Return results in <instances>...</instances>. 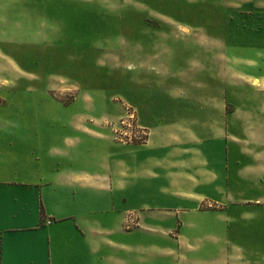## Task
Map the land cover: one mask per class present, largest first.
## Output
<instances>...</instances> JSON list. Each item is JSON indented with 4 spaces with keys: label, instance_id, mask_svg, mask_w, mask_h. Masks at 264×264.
Masks as SVG:
<instances>
[{
    "label": "crops",
    "instance_id": "obj_1",
    "mask_svg": "<svg viewBox=\"0 0 264 264\" xmlns=\"http://www.w3.org/2000/svg\"><path fill=\"white\" fill-rule=\"evenodd\" d=\"M226 2L220 23L161 18L151 21L153 28L145 18H127L124 103L147 133L144 144L114 143L92 114L98 94L70 84L77 90L71 100L83 108L64 127L71 134L50 146L51 109L63 108L53 105L59 86L47 71L51 32L39 37L35 53L34 26L5 24V4H11L0 1V264H264V255H245L226 239L238 224L227 217L239 218V180L249 169L257 182L264 169V148L239 141L246 139L239 137V121L252 110L243 106L264 100L226 110L229 54L239 58L241 78L250 79L242 85L264 92V78L255 76L264 75V0ZM161 4L130 5L167 8ZM45 22L50 28V19ZM180 26L188 35L179 34ZM73 48L83 69L99 70L98 49ZM213 68L225 74L223 97L212 96ZM100 141L108 145L103 153L83 149Z\"/></svg>",
    "mask_w": 264,
    "mask_h": 264
},
{
    "label": "rangeland",
    "instance_id": "obj_2",
    "mask_svg": "<svg viewBox=\"0 0 264 264\" xmlns=\"http://www.w3.org/2000/svg\"><path fill=\"white\" fill-rule=\"evenodd\" d=\"M2 1V0H0ZM10 3V8L5 4V24H16L17 22L26 23L34 26L35 29V53H39L37 47L40 45L41 37L48 38L47 31L51 32V49H46V58L49 61L47 71L51 69L52 81L57 84L56 90H53V105L60 104L63 108L61 112H56L54 107L51 109L52 118L48 121V129L52 133L50 146H59L64 135L71 134V131H65L64 127L71 124L75 119L74 113L80 112L83 107L82 102L75 103L71 99L77 90H73L70 84L89 89L90 93L98 94L99 107L92 113L98 118L96 122L100 131L108 134L113 142L118 145H125L121 140H125L136 130L133 124H136L137 116L135 111L124 103L123 93V70H124V26L127 18L138 16L146 19L147 23L153 25L151 21L161 18H178L181 21H188L189 18H212L213 22L220 23L223 17L225 2L229 4L239 2V0H3ZM131 2H144L149 6L165 5V9L131 8ZM158 2V4H157ZM173 2L196 3V5H207L203 9L172 8ZM88 4H93L92 9L87 8ZM16 7V9H11ZM99 7V8H97ZM175 7V6H174ZM25 18V20H20ZM47 18V19H45ZM50 19L51 27L44 29L43 21L48 25ZM25 21V22H24ZM165 23V22H162ZM220 26V24H219ZM155 28V25L152 26ZM212 30L218 29L216 26H210ZM44 29V30H43ZM163 32L166 27H162ZM179 34L188 35L190 32L187 27H179ZM46 33V35H45ZM177 33V32H175ZM214 33V32H213ZM234 33L233 35H235ZM214 35V34H213ZM184 37V36H183ZM214 37V36H213ZM214 40V39H213ZM48 43V42H46ZM163 48L166 46L162 43ZM98 49L99 56L96 57L97 72L90 74L82 64H78L75 48ZM68 49V50H67ZM218 49L215 42L212 44L213 52ZM67 50V51H66ZM72 51V52H71ZM43 54V53H42ZM234 55V54H233ZM38 57V54H36ZM36 57V62L37 61ZM149 61L146 58V62ZM214 62V59H213ZM147 65V64H146ZM96 67V66H94ZM260 74V73H256ZM249 75V74H248ZM239 74V58L236 55L229 54L227 66V101L226 110L231 113L234 109L233 104H254L253 100H264L262 90H253L242 84L246 83L248 78H241ZM257 78H264V75H255ZM225 74L215 72L212 74V96L223 97V85ZM261 80V79H260ZM260 81L255 80L253 86H257ZM68 83V84H67ZM222 84V89H220ZM72 89V90H70ZM81 94L80 92H78ZM77 100L82 96H75ZM97 100V98H96ZM257 103V102H255ZM48 105V104H47ZM215 108V107H214ZM218 108V107H217ZM251 110L247 112L249 116L239 121V137H245L246 145L249 149L261 147L264 148V105L243 106ZM133 114L132 120L126 117ZM79 114V113H78ZM122 121H126L131 128L125 127ZM133 121V122H132ZM252 130L254 136L245 134L244 131ZM62 133V134H60ZM126 134V136H125ZM63 136V137H62ZM231 145V144H230ZM108 145L105 142L84 144L83 149L99 150L103 153ZM103 160V159H101ZM242 163L254 166L251 159H242ZM249 165V166H250ZM249 169L245 171V180H239V218L238 215L229 214L228 220H238V224L226 235V239L233 244H238L244 249L245 255L259 253L264 255V249L259 248L264 245V169H260L256 174L260 175L257 182L253 181ZM259 200L255 203V200ZM247 200V201H244ZM208 206V207H207ZM210 210H217L212 205H207ZM241 213V214H240ZM212 237V236H209ZM214 238V237H212ZM261 257V256H260Z\"/></svg>",
    "mask_w": 264,
    "mask_h": 264
},
{
    "label": "built area",
    "instance_id": "obj_3",
    "mask_svg": "<svg viewBox=\"0 0 264 264\" xmlns=\"http://www.w3.org/2000/svg\"><path fill=\"white\" fill-rule=\"evenodd\" d=\"M128 120H132V118H133V114H129L127 117H126ZM123 122V124H125V127H128V129L129 128H131V126L129 125V124H126V121H122ZM133 122V121H132ZM133 126H134V128L136 129V130H134L131 134H130V136H128V138L127 139H125V140H121L120 139V141L121 142H123L124 144H125V142H126V144H129V145H141V144H144L145 143V141H146V137H147V133H146V131L144 130V129H141V128H139L138 126H136V124H133ZM125 136H126V134H125ZM133 224V223H132Z\"/></svg>",
    "mask_w": 264,
    "mask_h": 264
}]
</instances>
